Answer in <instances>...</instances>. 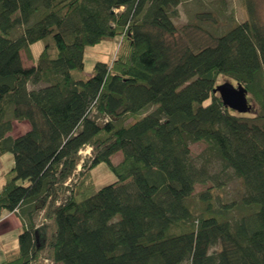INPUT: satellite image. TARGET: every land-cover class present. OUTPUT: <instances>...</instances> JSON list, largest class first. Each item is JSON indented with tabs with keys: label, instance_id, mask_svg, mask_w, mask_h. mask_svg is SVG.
I'll use <instances>...</instances> for the list:
<instances>
[{
	"label": "trees",
	"instance_id": "obj_1",
	"mask_svg": "<svg viewBox=\"0 0 264 264\" xmlns=\"http://www.w3.org/2000/svg\"><path fill=\"white\" fill-rule=\"evenodd\" d=\"M179 2L0 0V156L14 155L0 218L18 212L27 223L5 264H264V25L247 1L249 18L212 45L179 47ZM17 26L25 29L13 38ZM115 37L113 60L74 76L88 47ZM39 41L25 67L21 53L33 58ZM222 75L258 106L227 107L214 91ZM21 122L30 129L14 133ZM194 142L241 178L239 220L211 202L200 216L188 205L211 180L191 157ZM100 164L116 179L97 187Z\"/></svg>",
	"mask_w": 264,
	"mask_h": 264
},
{
	"label": "rangeland",
	"instance_id": "obj_2",
	"mask_svg": "<svg viewBox=\"0 0 264 264\" xmlns=\"http://www.w3.org/2000/svg\"><path fill=\"white\" fill-rule=\"evenodd\" d=\"M247 1L253 5L255 14L262 16L264 22V0H180L175 8V13L171 15L178 31L173 37V42L179 47H190L197 50L201 47L210 46L215 42L216 37L231 30L237 23L240 24L245 16V11L248 8ZM124 7L117 10L122 11ZM260 21V20H259ZM260 21V24L262 23ZM114 25V24H113ZM25 27L17 26L10 34L13 38L23 34ZM120 38L105 39L101 44L88 47L85 54V69L82 72L74 71V76L78 78H88L94 72V64L96 61H111L116 55V51L120 45ZM41 41L32 45L33 58L26 56L23 51L21 57L25 67L31 66L35 58H38L39 52L43 49ZM230 80L225 76H220L217 79V84L220 85ZM43 82L38 84L28 85V89H38L44 86ZM249 99L253 108L258 105L249 94ZM156 109L155 106H150L142 114H149ZM140 114V116L142 115ZM132 118L127 121H131ZM191 146V157L198 166H206L210 173L208 182L197 184L195 192L187 198V203L196 216L205 213L206 205L211 202V208L215 211H226L227 219L236 221L245 213L242 208V196L244 195L245 187L242 180L236 176L232 169H224L222 162L216 153L209 149L204 142H194ZM86 149V148H85ZM86 152V153H85ZM92 153L84 151L81 153L84 160L90 159ZM115 164L122 161V154L118 153L112 157ZM14 164V155L12 153H4L0 156V188H2L3 174L12 168ZM81 165L79 169H81ZM94 183L97 187L108 185L115 181V176L110 172L104 164L98 165L93 171ZM206 200L204 199V196ZM55 205V204H54ZM52 205L50 213L54 210ZM220 246L214 247L211 251H219ZM0 256H2L0 254ZM182 264H191V260L187 259Z\"/></svg>",
	"mask_w": 264,
	"mask_h": 264
},
{
	"label": "crops",
	"instance_id": "obj_3",
	"mask_svg": "<svg viewBox=\"0 0 264 264\" xmlns=\"http://www.w3.org/2000/svg\"><path fill=\"white\" fill-rule=\"evenodd\" d=\"M257 17L262 22V16L258 15ZM248 18L249 15L247 8L243 21ZM261 25H264V22H262ZM29 129L30 125L28 122H21L20 124H16L14 133L21 134ZM26 225V221L18 214V212L8 213L0 218V254L2 255L0 256V264H5L6 260L15 259L19 254L18 236L25 231Z\"/></svg>",
	"mask_w": 264,
	"mask_h": 264
},
{
	"label": "water",
	"instance_id": "obj_4",
	"mask_svg": "<svg viewBox=\"0 0 264 264\" xmlns=\"http://www.w3.org/2000/svg\"><path fill=\"white\" fill-rule=\"evenodd\" d=\"M214 91L219 93L221 101L231 110L242 114L250 112L252 105L248 101V90L241 84L224 82L217 85Z\"/></svg>",
	"mask_w": 264,
	"mask_h": 264
},
{
	"label": "built area",
	"instance_id": "obj_5",
	"mask_svg": "<svg viewBox=\"0 0 264 264\" xmlns=\"http://www.w3.org/2000/svg\"><path fill=\"white\" fill-rule=\"evenodd\" d=\"M89 151L90 150V148L89 147H86V149H84V150H81V153H83L84 151ZM86 153V152H85Z\"/></svg>",
	"mask_w": 264,
	"mask_h": 264
}]
</instances>
